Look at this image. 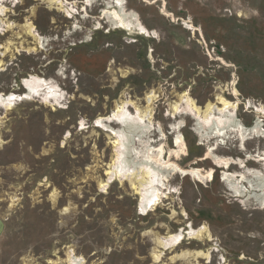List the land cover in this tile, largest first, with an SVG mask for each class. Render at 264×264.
Instances as JSON below:
<instances>
[{
	"label": "rangeland",
	"instance_id": "rangeland-1",
	"mask_svg": "<svg viewBox=\"0 0 264 264\" xmlns=\"http://www.w3.org/2000/svg\"><path fill=\"white\" fill-rule=\"evenodd\" d=\"M66 1L74 6L72 17L42 0L2 5L0 94H23V79L38 76L56 86L62 100L53 105L33 97L0 109V264H69V257L84 264H155L153 236L189 225L205 226L210 240L184 241L165 251L160 264H195L170 258L210 248V264H264V208L234 197L221 181L222 170L204 160L213 148L222 158L251 156L246 166L262 167L254 157L264 153V0H123L149 38L111 30L103 9L115 0H94L86 9L83 0ZM26 24L39 43L27 36ZM151 92L157 95L151 146L171 150L175 125L186 154L171 162L215 173L202 183L173 176L168 187L175 193L142 215L140 198L126 181L100 189L113 148L94 126L118 103L145 107ZM182 94L200 108L218 95L237 100L236 120L246 129L257 121L262 136L242 148L230 133L201 138L191 114L172 115L170 104H179Z\"/></svg>",
	"mask_w": 264,
	"mask_h": 264
},
{
	"label": "bare ground",
	"instance_id": "bare-ground-1",
	"mask_svg": "<svg viewBox=\"0 0 264 264\" xmlns=\"http://www.w3.org/2000/svg\"><path fill=\"white\" fill-rule=\"evenodd\" d=\"M8 1L9 0H0V23L1 20L4 19L2 17L6 13V8L2 5ZM10 1L15 2L17 0ZM42 1L48 6L63 11L67 16L72 17L74 9L73 4H71L72 2L69 3L66 0ZM83 1L84 4H82L81 8L86 9L92 5L94 0ZM108 5V3L107 6L104 5L106 7L103 9V17H105L110 24L111 30H119L128 35L142 36L144 38H149L151 36L150 31L145 28L137 15L125 9L123 0H115V2H112V6ZM185 24L189 31L195 32V28L191 24L188 22ZM3 25L6 26L5 24ZM6 29H10V26L8 25ZM24 30L27 36L35 38L39 43L41 38L39 39V37L34 35V28L31 24L24 25ZM153 35L155 36V34ZM8 46H12V43L10 42L4 47L6 51H8ZM1 67L2 62L0 61V68ZM21 84H23L22 86L25 90L23 94H0V109L3 108L7 111L11 110L17 103L29 100L33 97H41L43 103L61 105L62 95L59 92L60 90L47 80L38 76H30L27 79H23ZM232 92L234 96H238L235 87L232 88ZM155 96L157 95H154L152 92L145 96V107H140L132 102L118 103L111 115L101 118L97 117L98 119L95 121L94 126L96 128H102L107 134L110 145L113 148V156L109 165L106 166V180L99 183L100 189H106L108 185L114 181L120 183L126 181L133 193L140 198L139 209L142 215L147 214L149 211H153L163 202V199H167L170 195L175 193L174 188L168 187V183L173 176H189L193 181L202 183L211 182L215 173L213 169L205 171L197 168H189L185 170L176 163L171 162L170 158L178 159L186 154L185 141L179 133H176L177 128L174 127L175 125L172 128L175 136L174 138L171 137L173 145L171 150L166 152L164 145H159L157 148L151 146L153 140L149 139V134L154 132L152 105L156 100ZM237 103V100L236 103H230L222 96L218 95L215 103L207 102L204 108H200L190 97L186 94H182L180 96V103H174V105L170 104V106H172L173 117L181 114V112L189 113V116L190 114L193 116V119L196 121L194 129L201 138L211 140L212 138L225 137L230 133L239 138L242 148L247 139L259 138V136H262V133L260 135V125L257 121L251 128L246 129L236 120L235 112L238 107ZM130 109H132L133 112H130ZM258 109L260 112H257L261 113L262 108L258 106ZM112 124L118 126V129L112 128L110 126ZM158 131L160 134V141H162L165 139V136L162 134L161 129H158ZM213 150V148L207 149L204 160L210 159L215 168L222 170L221 181L232 191V194H235L234 197L252 199L257 205L264 208V153L254 157L255 162L262 163L261 169L258 170L250 169L246 166L248 160H253L251 156L247 155L245 160L222 158L215 155ZM232 166H237L239 171L230 172L229 169ZM51 198L53 199L54 195H52ZM55 199L53 202H55ZM204 238L210 240V234H208L205 226L194 229L190 225L187 228L179 229L173 234H166L164 237L154 235L152 239L154 248L151 257L155 264H160L165 251L172 253L179 248L184 241H203ZM210 249L206 251H179L174 254L170 260L173 262L176 260L191 259L196 262L195 264H197L198 260H203L205 264H210L212 253ZM68 263L84 264L81 260L74 257H69Z\"/></svg>",
	"mask_w": 264,
	"mask_h": 264
},
{
	"label": "water",
	"instance_id": "water-1",
	"mask_svg": "<svg viewBox=\"0 0 264 264\" xmlns=\"http://www.w3.org/2000/svg\"><path fill=\"white\" fill-rule=\"evenodd\" d=\"M3 230V223L0 221V232Z\"/></svg>",
	"mask_w": 264,
	"mask_h": 264
}]
</instances>
